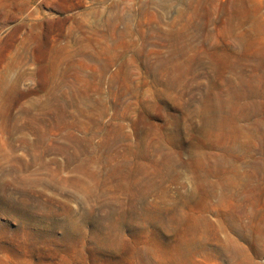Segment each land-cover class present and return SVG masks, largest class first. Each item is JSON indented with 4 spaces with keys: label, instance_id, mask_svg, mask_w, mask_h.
Returning <instances> with one entry per match:
<instances>
[{
    "label": "rangeland",
    "instance_id": "1",
    "mask_svg": "<svg viewBox=\"0 0 264 264\" xmlns=\"http://www.w3.org/2000/svg\"><path fill=\"white\" fill-rule=\"evenodd\" d=\"M263 147L264 0H0V264H264Z\"/></svg>",
    "mask_w": 264,
    "mask_h": 264
},
{
    "label": "bare ground",
    "instance_id": "2",
    "mask_svg": "<svg viewBox=\"0 0 264 264\" xmlns=\"http://www.w3.org/2000/svg\"><path fill=\"white\" fill-rule=\"evenodd\" d=\"M253 97H254V94L252 96H250L247 93H243L241 95V97L237 98V101L234 100L231 102L232 127H234L235 129H237L239 131L241 130L240 129L241 127L238 126V123L241 122L242 120H245V119L247 120L251 114L258 112L257 110H255L253 108V105H252ZM239 98L246 100L245 105H240V103L238 102ZM31 105H33V108H34V104L32 103ZM33 108H31V110ZM75 109L78 112H82V108H76L75 107ZM27 110H29V109H27ZM222 110H223L222 108H218L217 112H222ZM57 111L59 113L58 122L59 123L64 122V120L66 118L65 106L60 107ZM33 112H35V111H33ZM32 113H31V116L28 117L29 118V121H28L29 124L25 125V127L23 129L26 130L27 132H31V133H34L37 135L38 132L34 128V126L43 124V120L38 118V117H35V115H32ZM28 115H29V113H28ZM67 136H68V144L67 145L57 144V145H54L52 147H44V146L40 145V141L43 139L44 135L38 134V137L36 140L28 142V146L30 147L31 150L36 151L39 154H41L42 152H48V151H50V152L53 151V152L65 154L67 157V159H66L67 163L69 165L74 166V170L77 172L81 171L83 167L89 166V164L95 162L94 158L96 156H94L93 154L89 153L86 150H83L80 146V143L83 140L88 141V144H90L91 138H89V137H78V136L74 135V133H72L71 131L69 132V135H67ZM92 147H93V144H92ZM263 149H264V147H263ZM257 174H258L257 171H254V172L252 171V173L248 174V176H247V180L249 181L247 184L248 186H249L250 182H256L257 183V185L255 187L248 189L249 199L250 200H256V201L259 200L257 196L262 191V188H264V177L259 178ZM19 180H20V182L23 183V185L34 186V184H35L34 182L26 181L24 179H19ZM11 181L16 182L17 179L15 178L14 180H11ZM73 181L75 183H81V180L79 178L74 179Z\"/></svg>",
    "mask_w": 264,
    "mask_h": 264
}]
</instances>
